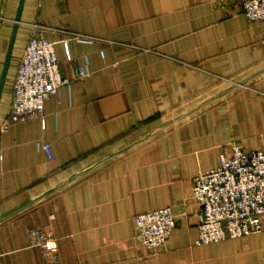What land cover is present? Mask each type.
Here are the masks:
<instances>
[{
    "label": "crops",
    "instance_id": "1",
    "mask_svg": "<svg viewBox=\"0 0 264 264\" xmlns=\"http://www.w3.org/2000/svg\"><path fill=\"white\" fill-rule=\"evenodd\" d=\"M18 3L0 0V76ZM33 23L70 82L45 100L43 124L0 131V264H264V231L196 245L191 198L229 143L264 147V20L238 0H23L0 119ZM67 32L93 38L70 39V60ZM163 206L175 227L148 250L133 217ZM31 227L53 233L55 260L30 245Z\"/></svg>",
    "mask_w": 264,
    "mask_h": 264
},
{
    "label": "built area",
    "instance_id": "2",
    "mask_svg": "<svg viewBox=\"0 0 264 264\" xmlns=\"http://www.w3.org/2000/svg\"><path fill=\"white\" fill-rule=\"evenodd\" d=\"M244 17L264 20V0H238ZM24 51L16 66L12 84L9 114L0 119V131L6 132L12 123L38 117L42 124L45 100L59 95L60 88L70 79L63 76L55 51V41L43 35L44 25L33 23ZM60 40L65 58L71 59L69 40L89 42V35L67 32ZM103 56V52H100ZM87 69L77 66V76ZM49 159L53 153L49 143H40ZM191 198L199 205L196 245L219 242L264 231V147L247 150L239 142H231L227 152L219 156V165L192 178ZM138 241L148 250L166 244L176 224V214L170 206L138 213L133 217ZM29 243L39 247L44 256L55 260L58 244L49 230L31 227Z\"/></svg>",
    "mask_w": 264,
    "mask_h": 264
},
{
    "label": "water",
    "instance_id": "3",
    "mask_svg": "<svg viewBox=\"0 0 264 264\" xmlns=\"http://www.w3.org/2000/svg\"><path fill=\"white\" fill-rule=\"evenodd\" d=\"M22 5H23V0H19L18 7H17V12H16V15H15V18H14L13 28H12V31H11L9 44H8V48H7V52H6V56H5V60H4L3 68H2V73H1V76H0V96H1L3 85H4L7 69H8V66H9L12 45H13V41H14V38H15L17 25H18V22L20 20V13H21Z\"/></svg>",
    "mask_w": 264,
    "mask_h": 264
}]
</instances>
